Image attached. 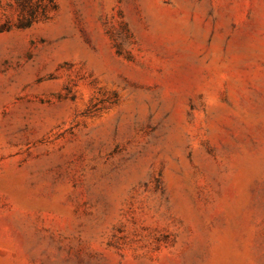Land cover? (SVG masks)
Instances as JSON below:
<instances>
[{
    "label": "rangeland",
    "instance_id": "obj_1",
    "mask_svg": "<svg viewBox=\"0 0 264 264\" xmlns=\"http://www.w3.org/2000/svg\"><path fill=\"white\" fill-rule=\"evenodd\" d=\"M0 264H264V0H0Z\"/></svg>",
    "mask_w": 264,
    "mask_h": 264
}]
</instances>
